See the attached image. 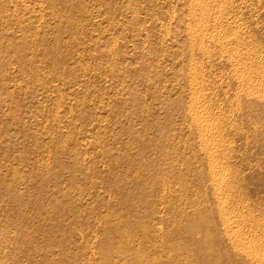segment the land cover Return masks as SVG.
I'll return each instance as SVG.
<instances>
[{
	"label": "rangeland",
	"instance_id": "rangeland-1",
	"mask_svg": "<svg viewBox=\"0 0 264 264\" xmlns=\"http://www.w3.org/2000/svg\"><path fill=\"white\" fill-rule=\"evenodd\" d=\"M263 255L264 0H0V264Z\"/></svg>",
	"mask_w": 264,
	"mask_h": 264
},
{
	"label": "bare ground",
	"instance_id": "bare-ground-1",
	"mask_svg": "<svg viewBox=\"0 0 264 264\" xmlns=\"http://www.w3.org/2000/svg\"><path fill=\"white\" fill-rule=\"evenodd\" d=\"M205 4H207V3H205ZM198 5H199V4H198ZM210 6H211V4H210ZM200 8H201V7H200ZM205 9H206V8H205ZM201 11H202V10H201ZM207 12H208V11H207ZM207 12H206V13H207ZM199 15H200V14H199ZM197 23H198V22H197ZM192 30H193V29H192ZM222 37H223V35H222ZM200 38H201V37H200ZM216 40H217V39H216ZM218 40H220V39L218 38ZM236 48H237V47H236ZM244 51H245V50H244ZM246 51H247V50H246ZM226 52H227V50H226ZM224 53H225V52H224ZM227 55H228V53H227ZM229 55L233 56L232 54H229ZM229 55H228V56H229ZM243 56H244V55H243ZM229 57H230V56H229ZM236 57H237V56H236ZM234 58H235V56H234ZM241 60H242V59H241ZM228 61H229V60H228ZM236 61H237V60H234L233 63H235ZM239 61H240V60L237 61L238 64H239ZM233 63H232V64H233ZM241 63H242V62H241ZM233 65L235 66V64H233ZM240 65H241V64H240ZM234 66H233V67H234ZM235 67H238V66H235ZM239 68H240V67H239ZM248 68H249V67H248ZM236 70H237V69H236ZM234 75H235V74H234ZM236 75H237V74H236ZM235 78H236V77H235ZM193 79H194V77H193ZM195 80H197V79H195ZM194 83H195V82H194ZM192 84H193V83H192ZM194 92H195V91H194ZM198 93H199V92H198ZM197 95H198V94H197ZM202 95H203V94H202ZM192 99H193V98H192ZM194 99H195V98H194ZM196 99H197V98H196ZM197 101H198V99H197ZM193 102H194V101H193ZM199 102H200V101H198V102H196V103L199 104ZM196 103H195V104H196ZM195 104H194V105H195ZM198 104H197V105H198ZM197 105H196V106H197ZM191 106H192V105H191ZM199 106H200V104H199ZM199 106H198V107H199ZM192 108H193V107H192ZM192 108H191V110H192ZM200 108H201V106H200ZM196 110H197V109H195V111H196ZM203 110H204V109H203ZM192 111H193V110H192ZM199 111H200V109H199ZM199 111H197V112H199ZM200 112H201V111H200ZM203 113H204V112H203ZM195 114H196V112H195ZM197 114H198V113H197ZM195 116H196V115H195ZM197 116L200 117V115H197ZM192 118H193V120L195 119L194 116H193ZM197 119H198V118H197ZM199 119H200V118H199ZM199 119H198V120H199ZM201 120H202V117H201ZM191 121H192V120H191ZM197 122H198V121H197ZM199 123H200V120H199V122H198L197 124H199ZM202 124H203V123H202ZM205 124H206V123H205ZM200 126H201V125H200ZM204 126H205V125H204ZM206 126H208V125H206ZM206 126H205V127H206ZM198 127H199V126H198ZM205 127H204V128H205ZM204 128H203V129H204ZM199 129H200V128H199ZM201 129H202V128H201ZM207 129H208V127H207ZM205 130H206V129H205ZM202 132H204V131H202ZM198 135H199V133H198ZM204 135H205V134H203V138H204ZM205 138H206V136H205ZM207 139H208V138H207ZM213 140H214V139H212V141H213ZM205 142H206V141H205ZM214 142H215V141H214ZM210 144H211V143H210ZM210 148H211V147H210ZM210 148H209V149H210ZM211 150H212V149H211ZM211 150H209V151H211ZM212 152H213V150H212ZM212 152H211V153H212ZM209 153H210V152H209ZM227 186H228V185H227ZM223 223H225L224 225H226V227L229 226V225L227 224L226 221H225V222L223 221ZM227 229H228V228H227ZM227 229H226V230H227ZM235 242H236V241H235ZM235 245H236V244H235ZM239 246H240V245H239ZM245 249H246V248H245ZM240 252H241V251H240ZM258 256H259V255H258ZM258 256H257V257H258ZM263 256H264V255H263ZM263 256H262V257H259L258 259L256 258L257 261H258L259 263H263V262H264V257H263Z\"/></svg>",
	"mask_w": 264,
	"mask_h": 264
}]
</instances>
